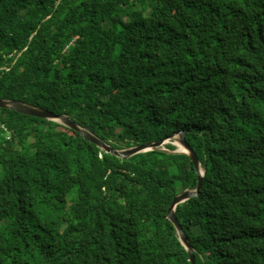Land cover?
<instances>
[{"label":"trees","instance_id":"1","mask_svg":"<svg viewBox=\"0 0 264 264\" xmlns=\"http://www.w3.org/2000/svg\"><path fill=\"white\" fill-rule=\"evenodd\" d=\"M0 100L118 150L186 133L197 264H264V0H0ZM197 185L186 155L0 110V264H192L167 216Z\"/></svg>","mask_w":264,"mask_h":264},{"label":"water","instance_id":"2","mask_svg":"<svg viewBox=\"0 0 264 264\" xmlns=\"http://www.w3.org/2000/svg\"><path fill=\"white\" fill-rule=\"evenodd\" d=\"M0 110H8L11 112L18 113L20 115L26 116V117H32V118H37L49 122H57L61 125H64L68 128H71L81 134L85 139L89 140L92 143H95L98 145L100 149L103 151L115 155L119 158L123 159H130L134 158L138 155L144 154V153H149V152H154L157 150L160 151H165L169 153H175V154H180V155H186L189 157L190 162L193 164L194 169L196 171L197 175V180H198V185L195 190H187L181 195L177 196L172 205L169 208L168 211V220L173 224L177 231V235L180 237V241L187 250V252L190 255L191 258V263L192 264H197V259L195 256V251L193 247L191 246L189 239L187 235H185L184 231L182 230L178 218L176 216V208L179 205H182L192 199H195L199 197L201 190H202V180L204 173L202 172V167L200 160L198 158V154L194 151V149L190 146V144L186 140V133L184 132H179L176 133L170 137H167L157 143H152V144H146L143 146H135L129 149H124V150H118L111 145H109L107 142L103 141L101 138L96 136L94 133L91 131L87 130L86 128L80 126L78 123H76L74 120H72L69 116L66 114H56L52 113L48 110L39 108L37 106H33L31 104L21 102V101H10V100H0ZM179 136V138H177ZM167 140H172L173 142H180L183 151H181L180 146H178V150L176 151H171L169 149H164L163 147H166V141ZM175 145V144H174Z\"/></svg>","mask_w":264,"mask_h":264},{"label":"rangeland","instance_id":"3","mask_svg":"<svg viewBox=\"0 0 264 264\" xmlns=\"http://www.w3.org/2000/svg\"><path fill=\"white\" fill-rule=\"evenodd\" d=\"M177 138H179V136H177ZM171 143H172V144H175L176 146H177V145H179V146H180V149H181V151H183V148H182V146H181L180 142H173L172 140H167V141H166V146H167L168 144H171ZM177 147H178V146H177ZM163 148H164V149H166V147H165V146H164Z\"/></svg>","mask_w":264,"mask_h":264}]
</instances>
